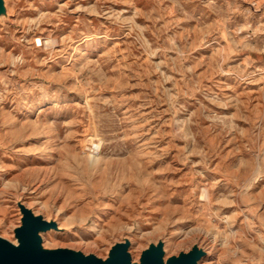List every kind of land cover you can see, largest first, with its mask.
I'll return each instance as SVG.
<instances>
[{
  "label": "rangeland",
  "instance_id": "1",
  "mask_svg": "<svg viewBox=\"0 0 264 264\" xmlns=\"http://www.w3.org/2000/svg\"><path fill=\"white\" fill-rule=\"evenodd\" d=\"M20 199L72 227L47 249L179 258L201 228V264H264V0H0L11 243Z\"/></svg>",
  "mask_w": 264,
  "mask_h": 264
},
{
  "label": "water",
  "instance_id": "2",
  "mask_svg": "<svg viewBox=\"0 0 264 264\" xmlns=\"http://www.w3.org/2000/svg\"><path fill=\"white\" fill-rule=\"evenodd\" d=\"M23 227L17 230L20 245H12L0 238V264H132L127 253V245L115 246L107 261L94 256L85 257L70 250L45 251L41 249L39 232L50 225L41 218H35L31 212L24 210ZM201 253L195 249L179 258H171L168 264H196ZM162 248L151 247L143 255L141 264H163Z\"/></svg>",
  "mask_w": 264,
  "mask_h": 264
},
{
  "label": "bare ground",
  "instance_id": "3",
  "mask_svg": "<svg viewBox=\"0 0 264 264\" xmlns=\"http://www.w3.org/2000/svg\"><path fill=\"white\" fill-rule=\"evenodd\" d=\"M4 3H5V7H7V1H4ZM10 17L11 16H10V14L8 12V8H7V18H10ZM58 152H59V155H61L63 153V150L60 149ZM44 174H45V179H48V180H53L54 176H56V175H54V173L52 174L50 172V170L48 171L47 169L44 170ZM201 198H202V201L203 200L206 201V200L209 199L208 195H206L205 193L202 194V197ZM17 206L20 209V211L22 212V214H23L24 217H25L24 210H27V211L31 212V214L35 218H41L44 222H46V223H48L50 225V227L48 229L42 230V231L39 232V237L41 239V249L42 250H45V251L56 250V249H47V247L45 245H43V239H42L43 236L48 235L50 233H56V234L62 235V234H65V233H71V231H72V227L64 228L63 226H61L59 224V222L56 219H53L52 218V219L47 220L44 216L39 215V214H36L35 211L32 208L27 207V205L24 203V200H22V199H20L18 201ZM19 228H21V226ZM188 236L189 237H191V236H197L198 238L204 239L205 242H207V244H208L207 245L208 247H205V249L200 244H198V243L193 246L192 251L195 250V249H197L201 253V257L197 260L196 264H201L203 261H205V262L215 261L216 256H217L218 246H217V244L215 243L214 240H211L209 238V236L207 234H205V232H203V230H201V228L200 229L199 228H195V229L191 230V232L188 234ZM1 239H3V238H1ZM16 240H17V243H15V242L14 243H11L8 240H6V241L9 242V243H11L12 245L18 247L20 245V242H19L18 237H17ZM190 240H191V238H190ZM133 243L136 244L135 241ZM180 243H179V245H181ZM120 244L127 245V247H128L127 252H128V254L130 256V260H131V263L132 264H141L143 255L145 253V250L140 253L141 254L140 255V259L135 260L134 257H133V255H132V253L130 252V248L132 247V241L125 234L122 237V242ZM152 246L153 247H159L160 246L162 248V252H163V258H162L163 264H168V261L171 258H168V259L166 258V253H165V251H166V242L163 241V240H160L157 244H153ZM72 251H74L76 253H81L85 257H88L89 256V255H86L82 251H75V250H72ZM110 255H111V251L109 252L108 258L105 259V260L104 259H100V258H98L95 255H93V256L105 262V261H107L110 258Z\"/></svg>",
  "mask_w": 264,
  "mask_h": 264
}]
</instances>
